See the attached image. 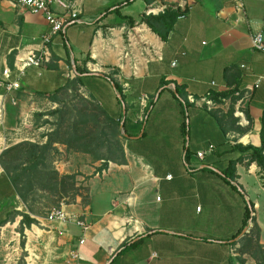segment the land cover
Returning <instances> with one entry per match:
<instances>
[{"label":"crops","instance_id":"crops-1","mask_svg":"<svg viewBox=\"0 0 264 264\" xmlns=\"http://www.w3.org/2000/svg\"><path fill=\"white\" fill-rule=\"evenodd\" d=\"M75 1L78 19L51 36V61L42 68L29 66L20 76V58L38 49L41 36L50 29L40 14L0 0V152L23 140L45 143L56 121L47 112L59 107L49 96L79 76L74 90L58 93V99L95 103L110 118H119L122 127L116 139L123 145L124 160L108 161L107 174L99 177L95 173L102 159L53 143L59 150L55 169L75 174L76 184L88 187L86 203L77 195L74 203L66 204L67 210L90 225L82 245H78L81 230L77 226L70 224L66 233H59L63 228L57 222L29 213L0 167V218L11 206L5 202L14 198L15 210L37 220L24 228L23 247L16 231L19 215L1 226L2 243H6L5 227L10 223V239L15 241L13 252L5 256L17 264L24 251L25 264H50L53 248L58 250L52 256L59 261L56 264H65L68 248L67 253L77 249L78 264H106L122 242L144 236L111 264H262L256 259L258 247L264 250L260 226L258 239L252 234L243 237L249 230L232 239L242 225L251 188L239 171L247 159L236 164V184L242 189L234 188L222 171L230 160L247 154L235 144L261 143L264 54L252 47L250 37L260 32L264 40V0H242V10L235 8L234 0H193L192 8L177 17L165 40L140 21L149 5L144 0H131L107 14V9L114 10L125 0ZM52 9L61 12L57 6ZM134 28L160 52L159 59L149 60L134 47L136 74L130 71V61L122 58L125 32L132 30L138 40ZM5 67L9 68L8 81L19 82L14 92L5 88ZM108 74L121 86L120 97ZM256 82L259 85L245 110L247 124H237L231 112L218 114L185 101L188 94L200 97L228 87H252ZM143 94L149 101L141 106ZM37 115L40 122H36ZM183 121L186 135L181 132ZM74 144L95 143L86 139ZM209 145L213 150L197 158L196 152ZM257 166L251 163L249 171ZM247 238L252 241L242 251ZM87 241L96 247L93 260L80 258L79 247Z\"/></svg>","mask_w":264,"mask_h":264},{"label":"trees","instance_id":"trees-1","mask_svg":"<svg viewBox=\"0 0 264 264\" xmlns=\"http://www.w3.org/2000/svg\"><path fill=\"white\" fill-rule=\"evenodd\" d=\"M144 1L146 4L150 5L154 0ZM130 2L131 0L119 2L114 10L107 9L105 14L115 11L117 8ZM182 14L183 11H179L174 6L168 5L162 14L145 15L143 13L140 21L145 23L147 27L162 40H165L171 26L177 17ZM85 71L87 70L85 69ZM106 77L112 82L115 91L121 96V86L114 79L113 74H108ZM79 81V76H75L73 80L67 81L65 86L56 89L49 96L51 100L59 103V107L47 112L49 115H54L56 121L52 123L55 128L47 134L45 143L23 140L16 144L9 145L0 152V167L3 170V174L9 180L14 195L19 197V200L31 214L36 215L37 213L32 208L30 201H34V197L39 194L63 197L71 193L73 199L78 195L75 174H60L55 169L53 162L59 155V150L53 143L61 142L64 143L67 151L86 152L91 154L95 159H102L103 164L99 170L106 168L108 161L121 162L124 160L123 145L116 139L117 135H119V129L122 127L119 118L117 120L110 118L106 111L95 103L81 100L71 103L70 100L64 101L58 99V93L68 88L74 90V82ZM235 88L237 87H228L223 92H213V96H227ZM175 91L177 92V89H175ZM152 104L153 101L150 105ZM41 115L42 114H40V116ZM37 117L39 116L37 115ZM260 124V145L235 144L236 148L241 149L242 152L247 151V154L230 160L227 167L222 171L226 179L234 182L232 186L236 189L238 187L242 189L241 185L236 184V164L243 162L245 158L247 159L246 165H251V163L256 162L264 177V108L262 109ZM181 132L184 135L187 133L186 121H183L181 124ZM86 139L92 140L95 144H74L81 143ZM110 139L113 141L110 142V144H106L105 142ZM14 201L15 199L12 198L10 201L5 202V205L9 202L11 206H9V210L5 212L4 217L0 218V228L7 222H13L15 216L19 215L21 218L17 231L20 236L24 238V228H29L32 224H36L37 220L31 217L28 212L15 210L14 206L16 202L14 203ZM250 205L251 208H249L247 204L245 205L242 225L239 232L235 234L232 239L248 226L249 221L253 224V227L257 228L255 217L251 215V213L254 212L253 202H250ZM2 213L1 209L0 214ZM258 232L259 229L257 228L256 239H258ZM251 234L252 232L249 229L248 232L244 233L243 237H247ZM143 237L144 236H139V238L133 242H122L115 248L111 257L116 253L113 258L115 259L122 251L135 246ZM250 241H252V238H247V243L242 244V251L246 249L245 247H247ZM21 244H23V241H21ZM256 251L260 256L256 258V256H254L256 254L253 253V257L264 264V250L259 246ZM111 263L112 261L108 264Z\"/></svg>","mask_w":264,"mask_h":264},{"label":"built area","instance_id":"built-area-1","mask_svg":"<svg viewBox=\"0 0 264 264\" xmlns=\"http://www.w3.org/2000/svg\"><path fill=\"white\" fill-rule=\"evenodd\" d=\"M13 5H17L28 9L31 13L40 14L46 24L49 26V32L45 33L40 38V47L36 50H28L23 54V57L19 60L17 66L19 75H23L25 68L32 66L37 68L45 67L51 61V36L58 32H64L65 24L70 20H77L79 14V8L75 0H8ZM193 0H172L171 3L168 0H160L147 5L145 15H157L164 13L168 5H172L179 11L186 12L192 8ZM235 8L242 10L244 7L242 0H234ZM53 6H57L61 9V12H57L52 9ZM138 28H134L136 40L132 30L125 32V47L123 49L122 58L129 60L130 71L132 74L138 72V58L133 51L134 47L138 49L140 55L145 54L147 59L154 60L160 58V52L158 49L153 48L148 41L141 36ZM251 45L255 50H258L264 54V40L260 32H254L251 34ZM244 67V65H241ZM5 79V88L8 92H14L19 88V82L17 80L8 81L9 68L5 67L2 72ZM214 86L215 82H211ZM259 82H256L252 87L248 88H235L227 96L217 95L213 96V92H207L204 96L195 97L192 94H188L185 97V101L205 108L207 111L216 112L218 114L231 112L232 116L237 119V124H247L248 121L245 116V110L252 98L253 91L257 88ZM227 89V88H225ZM120 97V94L117 93ZM149 101V96L143 94L139 102L141 106H144ZM142 120V117L139 118ZM213 150V145H209L206 150H199L196 152V157L203 159L207 153ZM96 176L103 177L107 174V168H102L96 171ZM167 178H171V175H167ZM159 200V197H157ZM48 220L57 222L63 229L59 233H66V227L68 224H73L81 230V236L78 239V245H82L85 241L86 233L90 229V225L81 218L80 215L74 212H70L66 209V205L63 203L59 207L52 208L46 216ZM68 257L66 259L67 264H78L79 253L77 249H70L68 251Z\"/></svg>","mask_w":264,"mask_h":264},{"label":"rangeland","instance_id":"rangeland-1","mask_svg":"<svg viewBox=\"0 0 264 264\" xmlns=\"http://www.w3.org/2000/svg\"><path fill=\"white\" fill-rule=\"evenodd\" d=\"M16 121V119H15ZM40 117L37 118L36 117V122H40ZM8 131H11L10 129H8ZM247 163H245L243 165L244 169H240V173L242 174V179L247 181L248 185L252 188H250L247 191V200L249 202H253L254 204V212L253 214H251L252 216L255 217L256 223L258 226H260V232L261 230H263V232L261 233V239L264 241V177L261 174V170L259 169V167L257 166V168L253 169L252 171L250 170V165H246ZM249 173H246L248 172ZM77 185V184H76ZM77 194L78 196H80L81 199V203H85V201H87V191H88V187L87 185L81 183L79 185H77ZM254 190V192L252 191ZM34 201H30V204L32 206V208L34 209V211L37 214H40L42 217H46L49 213V211L52 208H56L59 207L61 203H63L64 205L66 204H72L74 203V199L71 196V193H69L68 195H65L63 197H58V196H53V195H37L34 197ZM199 204V201L198 203ZM200 205V204H199ZM73 212V211H70ZM37 224V223H36ZM70 224H68L66 227V232H67V227ZM17 226L16 231L18 230ZM12 229V223L8 224L5 227V230L7 231V236H4V240L6 238V243H2V241L0 240V264H11L10 263V259L9 257L5 256L6 253L10 252L12 253L13 250H11V248L14 245V240L10 239L11 238V231ZM250 229V231L252 232V235H254V237H252L255 240V236H256V232H257V228L253 227V224L249 221L248 222V226L246 227V230L248 231ZM18 232V231H17ZM18 236V240L20 242V246L23 247L24 242H25V235L24 238H22L18 232L17 234ZM259 237V236H258ZM21 241H23V244H21ZM6 244V245H5ZM63 244V243H61ZM252 248H254V245L252 244ZM68 250V248H67ZM67 250H66V255L65 257H68L67 254ZM96 250V247L93 245L92 242L87 241L86 244L84 246L79 247V251H80V258H82L83 260H93L92 257L94 255V252ZM54 251H58L55 250L53 248H51L50 251V258H51V263L50 264H56V262H59L56 258V256L52 257L54 254ZM61 251L63 250H59L60 253H62ZM64 252V251H63ZM26 255V252H21L19 255V261L17 264H25V261L23 260L24 256ZM258 256H260V254L257 253ZM53 260L54 263H53ZM57 260V261H56ZM65 263V261H64ZM67 264V263H65Z\"/></svg>","mask_w":264,"mask_h":264},{"label":"water","instance_id":"water-1","mask_svg":"<svg viewBox=\"0 0 264 264\" xmlns=\"http://www.w3.org/2000/svg\"><path fill=\"white\" fill-rule=\"evenodd\" d=\"M123 114H124V110H123ZM246 204L248 205L249 208H251L250 202H249L248 200H246ZM245 231H247L246 228H244V229L241 231V234H243ZM241 234H240V235H241ZM115 255H116V253H115V254L109 259V261H108L106 264H108L109 262H111V261L113 260V258H114Z\"/></svg>","mask_w":264,"mask_h":264}]
</instances>
